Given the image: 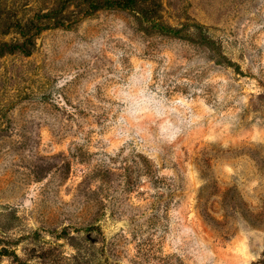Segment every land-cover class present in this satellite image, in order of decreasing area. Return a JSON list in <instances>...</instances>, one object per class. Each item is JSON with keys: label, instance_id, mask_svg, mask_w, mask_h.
Masks as SVG:
<instances>
[{"label": "rangeland", "instance_id": "1", "mask_svg": "<svg viewBox=\"0 0 264 264\" xmlns=\"http://www.w3.org/2000/svg\"><path fill=\"white\" fill-rule=\"evenodd\" d=\"M88 1L0 0V264H264V0Z\"/></svg>", "mask_w": 264, "mask_h": 264}, {"label": "trees", "instance_id": "2", "mask_svg": "<svg viewBox=\"0 0 264 264\" xmlns=\"http://www.w3.org/2000/svg\"><path fill=\"white\" fill-rule=\"evenodd\" d=\"M149 0H89L86 5V11L87 14H90L91 12L108 8V9H133L134 6H136L139 2H146ZM63 22V23H62ZM58 22L55 21V26H63L66 24L64 21Z\"/></svg>", "mask_w": 264, "mask_h": 264}]
</instances>
